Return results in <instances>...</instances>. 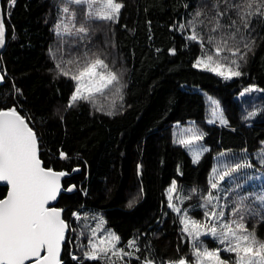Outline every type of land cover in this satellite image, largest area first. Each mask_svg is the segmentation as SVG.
Returning a JSON list of instances; mask_svg holds the SVG:
<instances>
[{
  "label": "trees",
  "instance_id": "16d2710c",
  "mask_svg": "<svg viewBox=\"0 0 264 264\" xmlns=\"http://www.w3.org/2000/svg\"><path fill=\"white\" fill-rule=\"evenodd\" d=\"M117 2L124 5L118 21H105L69 0H2L7 46L0 110L15 107L28 119L46 166L78 170L64 178L65 187L75 188L58 203L70 224L63 264H78L72 256L83 259L90 242L109 232L119 237L117 248L134 253L112 257L116 264H169L181 257L194 264L182 213L202 224L212 211L223 210V222L243 215L248 231L264 242V204L257 199L264 196V18L253 16L245 30L228 8L217 28L223 0ZM64 7L73 20L67 32ZM193 30L197 41L189 39ZM251 41L249 50L244 44ZM202 56L233 68L235 59L241 75L225 79L198 68ZM96 59L118 81L69 107L77 83L71 76ZM215 105L224 123L211 121ZM7 190L0 185V199ZM209 193L219 200L208 203ZM170 195L179 213L169 207ZM211 224L219 229L217 220ZM133 240L139 251L127 247ZM199 240L209 249L222 246L210 235ZM220 254L234 264L235 253Z\"/></svg>",
  "mask_w": 264,
  "mask_h": 264
},
{
  "label": "snow or ice",
  "instance_id": "6c2138e0",
  "mask_svg": "<svg viewBox=\"0 0 264 264\" xmlns=\"http://www.w3.org/2000/svg\"><path fill=\"white\" fill-rule=\"evenodd\" d=\"M11 2L14 4L15 0ZM97 2L98 0H69V3L87 6L90 18L118 21L121 9L124 7L122 3L117 0H99V6L94 10ZM223 4L225 11L216 13L217 28L220 27L219 19L225 16L228 8L236 10V15L245 30L252 28L253 16L264 18V0H242L239 4H229V0H223ZM214 7L219 8V2ZM63 11L68 13L69 8L64 7ZM72 15L74 16V13ZM197 15L201 14L197 13ZM235 25L236 21H232L228 27L232 28ZM215 30L214 28L213 31ZM239 30V28L236 29L237 32ZM64 31H68L67 26L64 27ZM78 32L85 33L86 29L80 27ZM4 37L5 29L3 19L0 17V47L4 44ZM189 39L197 41L200 38L193 30ZM230 39H235V33ZM223 42L227 43L226 40ZM252 43L254 41L245 42L244 47L251 50ZM220 51L218 47L217 55ZM232 55H237V52H232ZM231 64L235 67H228L214 61L212 56L202 57L196 62L197 67L216 72L225 79L241 75L237 61L233 59ZM98 68L104 71L98 72ZM63 74L69 75L68 72ZM71 79L77 83L69 107L77 100L89 99L93 93H102L105 88L117 82L119 77L108 70V65L103 60L96 59L87 63L78 74L72 75ZM2 81L3 76H0V82ZM259 159L261 163H264V149L261 150ZM242 166L251 167L252 165L249 163ZM63 175L65 173L42 166L36 134L16 108L0 110V181H6L10 185L7 197L0 199V264H29V262L31 264H63L61 251L68 225L62 218V209L49 207L50 202L54 201L60 192V178ZM211 187L216 188L217 185L212 183ZM174 190L175 183L169 192ZM171 199L170 195L169 207L179 213L180 209L171 203ZM207 199L208 203H211L213 200L218 201L219 197H213L209 193ZM257 199L264 204V196H258ZM239 211L240 209L237 208L233 215ZM223 216V210L219 213L208 212L202 224L188 217L187 213L183 214L181 231L191 238L195 264H228L221 258V251L235 253L234 264H264V242L257 240L254 231H248L243 222V215L239 220L230 222H223ZM212 219L220 223L219 229L215 224L209 226ZM95 235L96 232L93 230V236ZM202 235H210L224 247L209 250L199 240ZM117 243H119V237L109 232L104 239L90 242L88 249L83 253V259L75 255L72 259L78 264H83L84 260H105L107 264H116V260H123L125 256L134 255L133 252H125L123 248H117ZM127 247L134 251L140 250L134 240L130 241ZM143 264H153V261L146 259ZM169 264H188V262L181 257Z\"/></svg>",
  "mask_w": 264,
  "mask_h": 264
},
{
  "label": "water",
  "instance_id": "95a60500",
  "mask_svg": "<svg viewBox=\"0 0 264 264\" xmlns=\"http://www.w3.org/2000/svg\"><path fill=\"white\" fill-rule=\"evenodd\" d=\"M0 17H2V19H3V25H4V29H5L4 44H3L2 47H0V76H3V81L0 82V88H1L2 84H3L4 81H5V76H4L3 69H2V54H3V52H4V50H5L6 46H7V26H6V23H5V13H4V8H3L2 0H0ZM4 110H6V109H4ZM16 110H17V109H16ZM17 111H18V110H17ZM18 112H19V111H18ZM19 114H20L21 116H23L20 112H19ZM23 117H24V116H23ZM24 118H25L26 122L29 124V127H31V128L33 129V131L35 132V134H36L37 141H38V152H39V158H40V160L42 161V166H44L45 168H51V167H48V166L45 165V162H44V160H43L42 157H41V152H40V141H39V138H38V135H37L36 130L31 126V124L29 123L28 119H27L26 117H24ZM51 169H52L53 171H56V172H63V173H65V175H63V176L60 178V185H61L60 192H59L57 198H56L54 201H51V202H50L49 207H55V208H58V209H62V210H63V212H62V218L65 220V222H66L67 225H68V230H67L66 233H65V240H66V237H67L68 231L70 230V224H69V222L65 219V216H64V208L60 207V206L58 205V203H59L60 197H61V195H62L63 193H65V192H66V193H69V192L73 191V189L75 188V185H71V186H69V187H65L64 182H63V181H64V178L69 177V176H71V175L77 173L78 170H73V171L70 172V171L57 170V169H54V168H51ZM0 185L8 186V190H7V194H8V192L10 191V185L7 184L6 181H0ZM68 189H71V191H68ZM7 194H6V196L3 197L2 199H5V198L7 197ZM65 240H64V242H65ZM63 251H64V244H63V248H62V251H61V259H62ZM29 264H31V262H29Z\"/></svg>",
  "mask_w": 264,
  "mask_h": 264
},
{
  "label": "rangeland",
  "instance_id": "374dc122",
  "mask_svg": "<svg viewBox=\"0 0 264 264\" xmlns=\"http://www.w3.org/2000/svg\"><path fill=\"white\" fill-rule=\"evenodd\" d=\"M98 6H99V2H97V5L94 6V10H95V8H98ZM88 16H89V14H88ZM72 22H73L72 18L69 17L66 13H64V17H63L62 22H61L62 27L64 28L65 26H67V28H68L69 25L72 26ZM202 57H203V56H202ZM202 57H200L199 59H201ZM205 58H206V57H205ZM199 59H197V60H199ZM196 62H197V61H196ZM196 62H195V66H196ZM213 66H214V65H213ZM196 67H197V66H196ZM198 68H202V69H204L203 67H198ZM205 70H206V69H205ZM215 73H216V72H215ZM233 77H234V76H233ZM253 89H254V87H250V88H249V91H251V90H253ZM213 112H214L215 119H211V121H214V122H216V123H224V122L226 121V116H225V114L223 113L222 108H221L220 105H215V106H213ZM183 214H184V213L181 214V219L183 218ZM187 216L190 217L191 219L194 218L192 215H189V214H188ZM223 247H224V245H222L221 248H218V249H222ZM208 249H209V248H208ZM209 250H215V249H209ZM220 256H221L222 259H224V260L227 261V259L223 258L221 254H220ZM227 262H228V261H227ZM188 264H192V263H189V262H188ZM194 264H195V263H194ZM228 264H232V263H231V262H228Z\"/></svg>",
  "mask_w": 264,
  "mask_h": 264
}]
</instances>
